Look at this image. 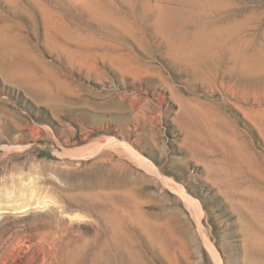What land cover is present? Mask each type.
Masks as SVG:
<instances>
[{
  "label": "rangeland",
  "instance_id": "rangeland-1",
  "mask_svg": "<svg viewBox=\"0 0 264 264\" xmlns=\"http://www.w3.org/2000/svg\"><path fill=\"white\" fill-rule=\"evenodd\" d=\"M256 248L264 0H0V264Z\"/></svg>",
  "mask_w": 264,
  "mask_h": 264
},
{
  "label": "bare ground",
  "instance_id": "bare-ground-1",
  "mask_svg": "<svg viewBox=\"0 0 264 264\" xmlns=\"http://www.w3.org/2000/svg\"><path fill=\"white\" fill-rule=\"evenodd\" d=\"M188 203V202H187ZM260 229V228H259ZM261 231V230H260ZM261 233V232H260ZM256 235V234H255ZM259 235V234H258ZM255 253H256V259H255V263L254 264H264L263 259V255H264V250L263 249H259L256 248L255 249Z\"/></svg>",
  "mask_w": 264,
  "mask_h": 264
}]
</instances>
